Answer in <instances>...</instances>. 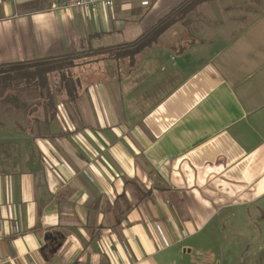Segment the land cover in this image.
I'll return each mask as SVG.
<instances>
[{
	"label": "crops",
	"instance_id": "1",
	"mask_svg": "<svg viewBox=\"0 0 264 264\" xmlns=\"http://www.w3.org/2000/svg\"><path fill=\"white\" fill-rule=\"evenodd\" d=\"M61 1L0 0V264H264V0Z\"/></svg>",
	"mask_w": 264,
	"mask_h": 264
},
{
	"label": "built area",
	"instance_id": "2",
	"mask_svg": "<svg viewBox=\"0 0 264 264\" xmlns=\"http://www.w3.org/2000/svg\"><path fill=\"white\" fill-rule=\"evenodd\" d=\"M115 2L116 0H63L55 6V9L65 10L79 8L89 11L90 9H97L98 7L112 8ZM143 4L148 5V2L146 1Z\"/></svg>",
	"mask_w": 264,
	"mask_h": 264
},
{
	"label": "trees",
	"instance_id": "3",
	"mask_svg": "<svg viewBox=\"0 0 264 264\" xmlns=\"http://www.w3.org/2000/svg\"><path fill=\"white\" fill-rule=\"evenodd\" d=\"M192 0H187L185 4L187 5L188 2ZM198 1H205V0H198ZM175 12L165 16L163 20H161L151 31H149L137 44H138V51L150 47L153 43L156 42L158 36L164 33L170 26H171V18H173Z\"/></svg>",
	"mask_w": 264,
	"mask_h": 264
},
{
	"label": "rangeland",
	"instance_id": "4",
	"mask_svg": "<svg viewBox=\"0 0 264 264\" xmlns=\"http://www.w3.org/2000/svg\"><path fill=\"white\" fill-rule=\"evenodd\" d=\"M182 1H184V0H161L160 2H161V6H162V11L163 10H167L169 7H176V6H178L179 4H180V2H182ZM208 2H209V0H207ZM215 1H218V0H215ZM185 2H187V1H185ZM213 2H214V0H213ZM185 4V3H184ZM169 14H171V12L169 13ZM159 14L158 13H156L155 14V16L157 17ZM80 58H78V57H65V58H63V59H61V60H58V65H60V66H65L66 67V71H68L69 72V74H70V76L72 77L73 76V73H72V70H71V68H72V66L76 63V62H78V60H79ZM69 66H71V67H69ZM20 67H26V66H20ZM9 68H11V67H8V69ZM5 70H7V69H5ZM65 72V71H64ZM62 74H64V73H62ZM56 76H58V74L56 75ZM3 82H5V81H3Z\"/></svg>",
	"mask_w": 264,
	"mask_h": 264
}]
</instances>
